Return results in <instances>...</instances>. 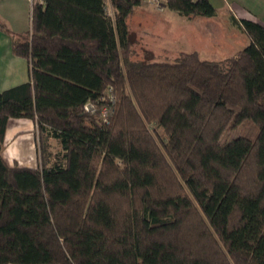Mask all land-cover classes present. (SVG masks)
<instances>
[{"label": "trees", "instance_id": "16d2710c", "mask_svg": "<svg viewBox=\"0 0 264 264\" xmlns=\"http://www.w3.org/2000/svg\"><path fill=\"white\" fill-rule=\"evenodd\" d=\"M140 4L32 0L29 81L0 92V264H264V25L236 20L249 44L221 61L137 60ZM14 119L34 168L3 158Z\"/></svg>", "mask_w": 264, "mask_h": 264}, {"label": "crops", "instance_id": "0c3cea01", "mask_svg": "<svg viewBox=\"0 0 264 264\" xmlns=\"http://www.w3.org/2000/svg\"><path fill=\"white\" fill-rule=\"evenodd\" d=\"M209 2L215 8L214 16H196L191 19L166 9L156 12L141 3L134 8L128 20L133 46L140 42L139 36L135 34L139 27L142 29L141 34L149 36L153 35L148 32L155 30L158 37L152 49L158 45L167 56L181 51L195 52L202 60L221 61L232 57L249 44L248 38L235 23L236 20H252L264 25V0ZM107 11L110 14L113 12L110 5ZM30 18V0H0V92L29 81L28 62L13 54L12 40L15 35L30 29ZM152 57L156 58L153 54ZM35 131L31 121L14 119L6 129L5 141H17L20 135L28 134L34 135L36 142ZM2 155L8 163L4 149Z\"/></svg>", "mask_w": 264, "mask_h": 264}, {"label": "rangeland", "instance_id": "374dc122", "mask_svg": "<svg viewBox=\"0 0 264 264\" xmlns=\"http://www.w3.org/2000/svg\"><path fill=\"white\" fill-rule=\"evenodd\" d=\"M141 3L156 12L164 11V9L162 11H158L154 7H151L150 5L146 4V2H141ZM151 28H153V26ZM137 30L138 31L135 30V34L139 36L140 42L135 47H133L135 49V54H136L135 58L137 60L163 61L167 59H172L176 54H178L177 52L173 56H167V54H164L161 51V49H159L160 47H157L158 45L154 46V49H152L154 42L157 41L156 37H158V34L155 35V30H152V32H148L152 34L153 36H149V34H145V35L141 34L142 29L139 27H137ZM158 41H159V38H158ZM152 54L155 55L156 58H153ZM10 128L11 127H9L8 130ZM240 133H241V130L236 133L233 132V135H231L230 137H227L226 139L236 137ZM35 135H36V131H35ZM34 138H35L34 135L23 134L19 136V139H17V141L13 140L12 142L11 140H6V141L4 140L5 156H6L8 163L11 165H17L20 167H29V168L36 167L37 166V147H36L37 143L35 142ZM52 145L54 146L52 149L53 151H55L57 149L56 144L52 143Z\"/></svg>", "mask_w": 264, "mask_h": 264}, {"label": "built area", "instance_id": "2783aa9c", "mask_svg": "<svg viewBox=\"0 0 264 264\" xmlns=\"http://www.w3.org/2000/svg\"><path fill=\"white\" fill-rule=\"evenodd\" d=\"M30 2L32 3V0H30ZM141 2H146V4L150 5L151 7H154L158 11H162L164 9L162 5V0H141ZM106 113L107 108H103L101 110L103 118H106Z\"/></svg>", "mask_w": 264, "mask_h": 264}, {"label": "water", "instance_id": "95a60500", "mask_svg": "<svg viewBox=\"0 0 264 264\" xmlns=\"http://www.w3.org/2000/svg\"><path fill=\"white\" fill-rule=\"evenodd\" d=\"M88 108H90V106H88ZM91 109V108H90Z\"/></svg>", "mask_w": 264, "mask_h": 264}]
</instances>
